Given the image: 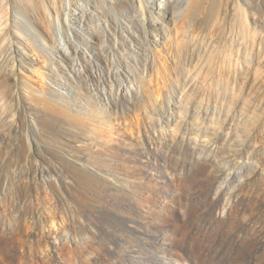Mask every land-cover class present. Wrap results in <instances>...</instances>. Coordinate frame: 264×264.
Wrapping results in <instances>:
<instances>
[{
    "label": "rangeland",
    "instance_id": "obj_1",
    "mask_svg": "<svg viewBox=\"0 0 264 264\" xmlns=\"http://www.w3.org/2000/svg\"><path fill=\"white\" fill-rule=\"evenodd\" d=\"M18 1L0 46V264H264V31L225 27L242 89L198 108L189 67L156 90L153 63L167 74L183 52L166 0H142L164 15L149 29L137 0H47L41 24Z\"/></svg>",
    "mask_w": 264,
    "mask_h": 264
},
{
    "label": "bare ground",
    "instance_id": "obj_2",
    "mask_svg": "<svg viewBox=\"0 0 264 264\" xmlns=\"http://www.w3.org/2000/svg\"><path fill=\"white\" fill-rule=\"evenodd\" d=\"M14 1L15 0H0V27L4 23L8 25V28L4 30V32L2 31V29H0V46L2 45L4 40L7 39L8 36L11 37L12 39L16 38L15 29H17L19 24L16 21L17 19L15 18L13 9L10 13L9 18H7V20L5 19V21H2V19L6 15H8V13H6L8 9L6 8V5L8 4L13 5ZM21 1L22 0L18 2H21ZM28 1H29V5L23 6L21 4L22 6L19 7L17 10L14 8L15 9L14 11L15 12L18 11V13L20 10H24L25 12L30 11V10H34L35 12L37 11V15L34 14L35 12L33 14L37 16L36 17L37 19H35L36 22L38 24H41L46 19L47 14H49V9L46 4L47 0H28ZM116 1H117V4L119 3L121 7L124 5L122 3L123 0H116ZM137 2H138V6L140 10H142V12L140 11L142 13L141 16L142 15L144 16L143 20L140 23L141 27H146L147 29H149V25L153 27L162 26L161 24L156 25L158 22L157 21L155 22L154 19L156 17L154 18L153 15L156 14L158 18L161 17L162 19L164 15H160L159 13H157V10L155 9L153 10L150 8L148 10L147 7H143L144 3H142V0H137ZM166 2H167V10H166L167 17L170 18V20H172L173 22L172 28L175 30V33L177 35L176 39H179L177 43L179 44L180 47L183 48V52H182L181 59H178V61H176L173 67L167 61L168 59L165 61L164 67L168 70L167 74L166 73L162 74L159 68V65H157V63H153L152 65L153 73H155L157 78H161V77L163 78V79L162 78L160 79L162 81L161 83L162 86H159L158 84L156 90L160 92L161 88H164L165 86H168L169 89H172L173 88L171 87L172 84L170 83L168 79L169 73L174 71L177 78H180L182 74H184L183 67L186 66V67H189V70L192 72V77L199 80L201 84H205L206 86L204 87L203 93H201V95L198 92H197L198 94L191 93L192 98H194V102L192 101V104H194L195 107L201 108L199 106L203 102L209 103L210 101H212L211 99L212 96L211 94H208V91H209L208 89L213 86L217 87L218 94L220 95L219 100L222 102L224 101L226 102L227 98H226L225 93L230 89V86H234V88L237 91H241L242 87H240L241 79L239 77V72L236 70L235 72L233 69H230L231 68L230 59L226 53H227L228 47L231 46V44H229V42L227 41V39L229 38L225 36V27H228V29H230L231 32H234V30L236 29L237 33L240 35L246 32L247 30H249L248 29L249 24L247 23V20H249L252 26V29H254V33L263 32L264 31V21L261 20L260 17L257 15L260 13H257L258 8L256 7V2L255 4H254V0H166ZM75 7L76 9L78 8L76 5ZM90 9L92 12L97 11L95 2L92 1ZM163 9H164L163 7H160V8L158 7V10H163ZM82 19H83V16L80 15V13H76V10H74L72 13L73 23L76 24L77 22L82 21ZM135 27L137 26L135 25ZM113 30L114 32L116 31L114 25L110 27V31L112 32V34H114ZM148 35H150L149 32H148ZM107 37L111 39L112 35L110 34ZM191 39H192V42L194 41V39L195 40L200 39L202 42L206 39L207 40L211 39V41L213 39V42L217 45V47H220V49L218 50L215 49L217 52L210 51L211 49L207 47L208 45L206 43L202 44L199 40H198L199 42L194 41L192 43ZM20 45L23 51L27 50V46L25 47L23 43L22 44L20 43ZM72 48H73V55L76 56L78 52L77 46L74 47L73 45ZM61 51L65 52V49L58 47L57 52L61 53ZM72 69H74V71L77 70L76 66L72 67ZM232 70L234 71V73H232L233 72ZM15 78L13 76L14 82L17 81ZM155 81H158V79ZM242 82H244V80ZM178 90H176V92ZM206 90L208 91L205 94ZM189 95H190V92H189ZM187 97L188 95L186 94L184 99H187ZM46 102L48 103V100ZM142 107H143V102H141L139 108L142 109ZM29 112L30 113L35 112L36 114H39L41 111L33 107L31 111ZM49 113H50V110H49ZM50 117L56 122L57 121L61 123L64 122L63 119L60 118V116H57L56 114H54V111H51ZM71 125L74 127V130H75L74 133H72L73 137L76 138L80 142L79 146H82L81 150L84 151L88 146L92 144L90 143L92 142V140L91 139L84 140V138L86 137L85 134L87 132L86 129L81 128V126L79 125L78 126L73 125V123ZM137 129L138 131L141 130L140 125L137 126ZM205 133H204V136H205ZM78 160L80 161V163H76L74 166L77 169H79L80 172L82 171L86 175L93 177L94 174L89 172V169H90V166H94V165L88 160L87 161L85 160L83 162L80 159Z\"/></svg>",
    "mask_w": 264,
    "mask_h": 264
}]
</instances>
